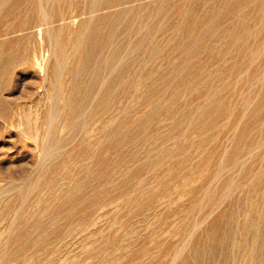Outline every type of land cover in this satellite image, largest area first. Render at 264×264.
<instances>
[{"label":"rangeland","instance_id":"1","mask_svg":"<svg viewBox=\"0 0 264 264\" xmlns=\"http://www.w3.org/2000/svg\"><path fill=\"white\" fill-rule=\"evenodd\" d=\"M0 264H264V0H0Z\"/></svg>","mask_w":264,"mask_h":264}]
</instances>
